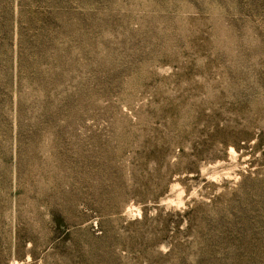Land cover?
I'll use <instances>...</instances> for the list:
<instances>
[{"label":"rangeland","instance_id":"374dc122","mask_svg":"<svg viewBox=\"0 0 264 264\" xmlns=\"http://www.w3.org/2000/svg\"><path fill=\"white\" fill-rule=\"evenodd\" d=\"M0 264H264V0H0Z\"/></svg>","mask_w":264,"mask_h":264}]
</instances>
